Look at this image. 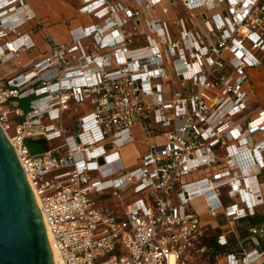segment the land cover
Here are the masks:
<instances>
[{"label": "built area", "instance_id": "2783aa9c", "mask_svg": "<svg viewBox=\"0 0 264 264\" xmlns=\"http://www.w3.org/2000/svg\"><path fill=\"white\" fill-rule=\"evenodd\" d=\"M82 2L92 22L39 51L32 31L45 25L27 0H0V64L16 66L0 76V126L13 130L8 140L63 264H191L206 248L193 246L202 231L190 201L203 197L209 214L220 209L231 222L264 203V110L247 102L245 71L264 58V0H186L192 11L203 7V18L219 5L213 25L235 63L229 74L216 71L222 57L211 56L208 21L182 19L174 36L158 0ZM71 108L76 128L67 134ZM135 126L144 152L125 169L118 151L134 141ZM59 136L61 145L30 154L28 141ZM107 192H131L122 212L101 208ZM263 235L264 222L248 228L253 246ZM235 245L211 247L214 264H257L264 256L240 239Z\"/></svg>", "mask_w": 264, "mask_h": 264}, {"label": "water", "instance_id": "95a60500", "mask_svg": "<svg viewBox=\"0 0 264 264\" xmlns=\"http://www.w3.org/2000/svg\"><path fill=\"white\" fill-rule=\"evenodd\" d=\"M0 264H55L33 191L1 126Z\"/></svg>", "mask_w": 264, "mask_h": 264}, {"label": "rangeland", "instance_id": "374dc122", "mask_svg": "<svg viewBox=\"0 0 264 264\" xmlns=\"http://www.w3.org/2000/svg\"><path fill=\"white\" fill-rule=\"evenodd\" d=\"M67 2L71 3V0H66ZM163 1V0H162ZM169 4L166 2L164 7L162 6V4L165 2L161 3H156V5L158 6V8L161 9H167V16L172 17V19L169 20V23L171 25V27L173 28V35L174 36H178L179 35V31H180V20L182 19H186L190 22L191 19H193V21H202V23L204 22V24L208 23L211 24V26L213 27V30H209V33L206 34L207 40L210 44H215V49H213V54L211 55L212 57H222V60H220L217 64H216V71L221 70L226 74L231 73V71L234 70L233 67V61L231 60V54L229 53V49L228 47L226 48L224 46V42H223V38H224V34L221 35V30L220 29H215L214 25H213V20H215L216 16H213V18L208 17V18H203L202 14H199V12H201L203 10V7L201 6L200 8H195L196 11H192L190 9L187 8L186 6V0H168ZM199 3H203V1H198ZM205 2V1H204ZM206 3V2H205ZM72 4V3H71ZM197 5V4H196ZM61 12V15L65 18L66 17V13L68 11L62 8H60L58 6ZM198 10V11H197ZM200 10V11H199ZM174 11V13H173ZM174 14L175 17H174ZM158 14L156 12H153V16H157ZM209 16V15H208ZM84 21H88V19L84 16H77L74 19L73 17L71 18L70 22H72V24H76L78 22L80 23H84ZM191 23V22H190ZM217 23V22H216ZM56 32L59 35L64 36V29L62 27L57 26L56 27ZM243 34L242 33H236V37L240 38L242 37ZM57 37V36H56ZM229 43V42H228ZM217 48V49H216ZM260 51V50H259ZM9 64L12 67L16 66L14 65V63L11 61L9 62ZM235 64V63H234ZM246 71V76H247V81L248 84L250 86V90L248 93V98H247V102L251 105V107H259V108H264V85H259V84H255L254 82L251 81L250 79V73L256 74L258 77H260L261 73L264 71V58L260 60V63L256 66H252V67H247L245 68ZM24 102H28L29 99H24L22 100ZM263 110V109H262ZM76 112L71 108L69 111H66L63 118H64V124L65 126H67V134H74L75 133V123L73 122L74 119L73 116L75 117ZM8 135L11 136L13 133L12 128L8 129ZM134 141L131 143H127L126 145L122 146L119 149V154L121 155V160L123 162L124 168L125 169H129L132 168L134 166H136L137 164H139V159L142 156L143 152H144V144H143V137L141 136V132L138 131V129L136 127H134ZM63 141V137L59 136L57 138L52 139L49 142H46V146L47 149L48 148H53L55 146H59L61 145ZM92 175H97V172H92ZM262 192L264 193V187L262 189ZM129 196H131V192H127L122 194L119 198L116 196H107L105 198H99L98 201L100 203L101 208L106 211V212H112L114 214L118 213L117 211L122 212L124 204L126 203L125 201L127 200V198H129ZM140 197L139 194H133L132 198L136 199ZM125 202V203H124ZM198 208L201 209V207L199 206ZM244 234H246L244 238H242V243L243 245L250 247V245L252 244L250 242L249 237L247 236V233L245 232ZM236 237H233L232 235L229 237V240L232 239L231 243L234 246L235 243H233L236 239ZM260 239L264 240V235L261 236ZM264 260V256L263 258H259L257 260V264L261 261Z\"/></svg>", "mask_w": 264, "mask_h": 264}, {"label": "crops", "instance_id": "0c3cea01", "mask_svg": "<svg viewBox=\"0 0 264 264\" xmlns=\"http://www.w3.org/2000/svg\"><path fill=\"white\" fill-rule=\"evenodd\" d=\"M111 2H114L115 0H110ZM29 6L32 8V10L36 13L37 17L41 19L45 25L44 30H39L36 32L32 31V38L34 39L36 46L39 51H45L46 49L51 46L53 43H62L69 40V34L68 29L71 27H74L76 25L80 24H87L92 22L91 18L88 15H85L79 11L80 6L82 5V0H71L70 2H67L66 0H27ZM58 6L62 9L65 8L66 11H68L66 14V17L64 18L61 15V12L58 8ZM77 16H84L88 19V21H84V23H76L72 24L70 22L71 18L74 19ZM64 29V36L59 35L56 32V27L59 26ZM31 26V22L26 24V28L29 29ZM45 35H48V38H44ZM57 36V37H56ZM16 68L12 67L9 63L6 64H0V76L7 77L15 73ZM250 79L255 84L264 85V71L261 73L260 77H258L256 74L250 73ZM20 104L22 106H26L27 103L24 101H21ZM264 110V108H262ZM138 131L139 127L135 126ZM132 133L134 134V127L132 128ZM142 136V134H141ZM159 139V138H158ZM157 140V138H154V141ZM243 142H247V138L242 139ZM120 155V154H119ZM121 158V155H120ZM123 163V162H122ZM258 182L260 183L259 187L262 191L264 187V175L261 174L258 176ZM263 193V192H262ZM109 196V192L104 194L102 198H105ZM264 196V193H263ZM221 199L223 202H227L225 200L224 195L221 196ZM201 207L198 208V207ZM188 209L195 211L198 214L199 221L201 224V231L202 235L197 238L193 242L194 247H205V251H203L200 255L193 254V259L191 261V264H213L211 256H210V248L212 247V244L217 245V237L220 234H224L228 237L231 236V233L234 231L237 236V230L236 225L237 222H231L226 219V217L223 215V212L219 209L216 215H211L207 212V204L203 197H197L190 201L187 205ZM256 211L263 212L264 213V203L260 204L256 207ZM119 213V211H117ZM253 248H259L258 246H253L252 244L250 247H247L248 251H251ZM224 258H221L218 260L217 264H224Z\"/></svg>", "mask_w": 264, "mask_h": 264}, {"label": "trees", "instance_id": "16d2710c", "mask_svg": "<svg viewBox=\"0 0 264 264\" xmlns=\"http://www.w3.org/2000/svg\"><path fill=\"white\" fill-rule=\"evenodd\" d=\"M24 108H26V106H23ZM27 147L29 149V152L32 156H36L40 153H42L44 150L47 149L46 146V141L43 139H37V140H30L27 142ZM264 222V213L263 212H259V211H255L253 215H248L245 216L243 218H240L237 221V225H236V230H237V237L235 238L237 239H242L244 237H246L244 234L245 232L247 233L248 236V228L252 225H257L260 223ZM236 240L233 242L236 244ZM232 239L228 241V244L224 245V246H219L218 244L214 246V244H212V247L219 252H226L228 250H231L232 248H235L236 245H232L231 243ZM247 247V246H246ZM259 248L260 250L264 249V240L260 239L259 241ZM213 262V259H212ZM214 264V262H213Z\"/></svg>", "mask_w": 264, "mask_h": 264}, {"label": "bare ground", "instance_id": "6f19581e", "mask_svg": "<svg viewBox=\"0 0 264 264\" xmlns=\"http://www.w3.org/2000/svg\"><path fill=\"white\" fill-rule=\"evenodd\" d=\"M158 2H161V4H162V0H158ZM166 2H167V1H165V2L162 4V6L165 7V3H166ZM219 8H220V7H219L218 4H216L215 6H213V8H209V7H208V8H207V9H208L207 14L203 12V13L205 14L204 16H205V17H208V15L213 14V16H216V17H217V14L215 13V11H217V9H219ZM164 9H165V8H164ZM166 10H167V9H166ZM166 15H167V13H166V11H164L163 14H162V16H166ZM6 136H7V138H8V134H7V133H6ZM34 198H35V201H36L37 207H38V209H39L38 201H37L35 195H34ZM44 226H45V225H44ZM45 229H46V232H47V235H48V239H49V243H50V248H51V251H52V254H53V258H54L55 264H63V261H62L60 255H59L57 249L53 246V244H52V242H51V240H52V235L50 234V232L48 231V229L46 228V226H45Z\"/></svg>", "mask_w": 264, "mask_h": 264}]
</instances>
